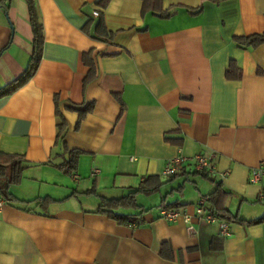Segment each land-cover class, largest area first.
<instances>
[{
  "label": "crops",
  "instance_id": "1",
  "mask_svg": "<svg viewBox=\"0 0 264 264\" xmlns=\"http://www.w3.org/2000/svg\"><path fill=\"white\" fill-rule=\"evenodd\" d=\"M34 3L44 30L37 68L0 95V151L28 163L10 188L17 201L0 208V264H264V177L249 180L264 167V43L234 39L264 32V0H161L145 13L142 0ZM100 17L114 33L109 41L91 34ZM33 41L27 1L0 0V90L23 75ZM91 50L97 76L83 86ZM232 62L239 78L228 76ZM74 148L82 152L69 173L60 165ZM210 151L217 170L229 171L224 178L197 172L192 161L164 174L176 155ZM155 181L152 191L137 190ZM218 183L226 193L208 207L224 210L229 235L204 219L190 231L182 218L161 217L164 205L193 215ZM135 191L137 207L116 211L138 224L98 211Z\"/></svg>",
  "mask_w": 264,
  "mask_h": 264
},
{
  "label": "trees",
  "instance_id": "2",
  "mask_svg": "<svg viewBox=\"0 0 264 264\" xmlns=\"http://www.w3.org/2000/svg\"><path fill=\"white\" fill-rule=\"evenodd\" d=\"M29 6V13H30V19L33 26V32H34V41H33V52L31 55L30 64L23 73V75L17 79L16 81L12 82L5 88H1L0 95L6 94L8 92H11L13 89L17 88L18 86L22 85L24 82L29 80L36 68L37 64L41 55L43 41H44V30L42 22L39 21V17L37 15V9L36 5L34 3V0H26ZM143 1V13L154 10L157 12L159 8H161V0H142ZM213 2H219L220 0H209ZM202 11V5L195 9L196 14L198 12ZM160 16L168 17L171 14L166 12H161ZM90 28V24L88 26ZM91 34L96 39H102L105 41H109L113 38V32L109 31L106 28V25L102 18L100 17L97 21L94 30L91 31ZM234 39L237 41V43L241 47H256L258 45H261L264 43V32L262 33H254L251 35H242V36H235ZM92 50L88 53H84L83 59L86 63V65L89 67V70L84 78V85H88L91 81H93L97 76V67L95 64L94 59H92ZM235 64L232 62L230 69L228 71V76L233 78H239L241 76L240 71L237 72L235 68ZM117 98L122 103V106H124V103L121 100V97L117 96ZM56 98L55 100L58 102ZM93 108V102L88 104L86 107H83V109H79V120L82 121L85 116L91 112ZM59 123H58V137L61 141L64 139L66 131H67V122L65 118L62 115H59ZM82 151L80 149H70L69 150V157L65 160L64 163H62L60 166L62 168H65L67 172H74L77 169L78 165V158ZM28 166L27 160L25 159V156L19 153H7L0 151V194L5 199V201H17V199L12 195V192L10 190L11 186L15 183H18L21 178L24 169ZM197 172L209 176V174L205 171L197 170ZM174 175V174H173ZM156 183L153 185H143L138 191H152L156 187L159 186V181H155ZM135 192H132L126 196L120 197V198H113V199H107L102 202L101 208L98 210L99 212H103L108 214L110 217L116 219L119 223L124 224H133V223H139V218H137V215L134 214H123L118 213L116 210L120 207H126V206H134L137 207L135 203ZM226 192L221 188V183H218L217 188L214 192L210 193V199L209 203L213 201L215 198H219L222 194H225ZM45 199H37L35 207H43L44 202H42ZM170 208L168 206H162V208ZM209 209L215 213H217L220 217L226 219L227 215L224 212V210H218L213 209L209 207ZM28 210H32L28 208ZM232 216V215H231ZM228 218V217H227ZM229 218H231L229 216ZM233 218V217H232ZM237 219V218H236ZM228 220V219H226ZM238 220H241L238 218ZM229 221V220H228ZM137 223V224H138Z\"/></svg>",
  "mask_w": 264,
  "mask_h": 264
},
{
  "label": "built area",
  "instance_id": "3",
  "mask_svg": "<svg viewBox=\"0 0 264 264\" xmlns=\"http://www.w3.org/2000/svg\"><path fill=\"white\" fill-rule=\"evenodd\" d=\"M95 16L99 15L98 11L94 12ZM217 158L216 151H210L207 153H198L193 157H188L183 154H178L173 157L166 165L164 169V174L166 175H173L179 172L185 163L192 161L194 162V166L196 170L205 171L211 175H218L220 178H224L228 175L229 171H218L216 167L215 160ZM100 170L96 168L92 175H95ZM264 177V167L258 166L254 167L250 174V182L257 183L262 180ZM210 196L209 195H201L197 202L195 203V211L193 215L188 212L186 208H161L160 214L161 217L168 220V221H175L177 219L182 218L187 224L188 229L190 231H194V218L196 219H204L209 223L216 224L219 226V231L221 235H229L230 234V222L222 217H220L217 213L211 211L208 207ZM4 204V199L0 198V208ZM133 225V224H132Z\"/></svg>",
  "mask_w": 264,
  "mask_h": 264
},
{
  "label": "rangeland",
  "instance_id": "4",
  "mask_svg": "<svg viewBox=\"0 0 264 264\" xmlns=\"http://www.w3.org/2000/svg\"><path fill=\"white\" fill-rule=\"evenodd\" d=\"M70 187H72V188H75L76 187V184L75 183H70ZM44 188H48V187H43V190H44ZM54 188H56V187H54ZM57 191H61V192H63L62 191V188H60V187H58V189H56ZM55 190V191H56ZM140 196H143V198H147V197H144V195H140ZM161 196V194H156L153 198L154 199H157V198H159ZM93 200V199H92ZM153 201V199H150L148 202H144V200H142V197H138V203H145L146 205H150V203H153L152 202ZM157 202L159 201V200H156ZM91 202L92 201H86V200H84L83 201V203H84V205L85 204H87V205H91ZM261 203H264V200L263 201H260ZM155 203V202H154Z\"/></svg>",
  "mask_w": 264,
  "mask_h": 264
}]
</instances>
